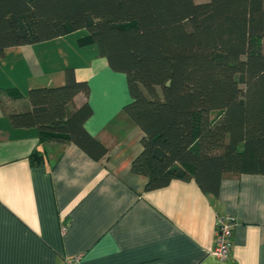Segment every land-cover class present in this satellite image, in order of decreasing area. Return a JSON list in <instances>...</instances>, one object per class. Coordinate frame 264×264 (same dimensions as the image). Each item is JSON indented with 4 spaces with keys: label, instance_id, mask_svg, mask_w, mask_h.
<instances>
[{
    "label": "crops",
    "instance_id": "1",
    "mask_svg": "<svg viewBox=\"0 0 264 264\" xmlns=\"http://www.w3.org/2000/svg\"><path fill=\"white\" fill-rule=\"evenodd\" d=\"M74 34L64 52H54L53 42ZM74 34L0 57V264L76 257L80 264H264V174L224 175L217 193L183 179L148 189L147 176L132 169L144 132L124 110L132 100L127 76ZM67 68L89 82L75 105L93 109L85 127L108 149L100 160L10 119L28 102L8 89L26 96L34 87L62 85ZM227 214L237 225L221 260L212 251L218 219Z\"/></svg>",
    "mask_w": 264,
    "mask_h": 264
},
{
    "label": "trees",
    "instance_id": "2",
    "mask_svg": "<svg viewBox=\"0 0 264 264\" xmlns=\"http://www.w3.org/2000/svg\"><path fill=\"white\" fill-rule=\"evenodd\" d=\"M77 32L127 76L124 110L144 132L132 169L148 189L183 179L217 193L224 175L264 174V0H0V57ZM80 92L73 68L62 85L8 89L28 102L10 119L100 160Z\"/></svg>",
    "mask_w": 264,
    "mask_h": 264
},
{
    "label": "built area",
    "instance_id": "3",
    "mask_svg": "<svg viewBox=\"0 0 264 264\" xmlns=\"http://www.w3.org/2000/svg\"><path fill=\"white\" fill-rule=\"evenodd\" d=\"M237 225V218L234 215L220 216L216 227V245L212 254L221 260L229 257L232 247V236L235 226ZM67 264H80V258L76 257L67 262Z\"/></svg>",
    "mask_w": 264,
    "mask_h": 264
},
{
    "label": "rangeland",
    "instance_id": "4",
    "mask_svg": "<svg viewBox=\"0 0 264 264\" xmlns=\"http://www.w3.org/2000/svg\"><path fill=\"white\" fill-rule=\"evenodd\" d=\"M196 1L197 2H205V1H208V0H196ZM75 36H78V34H76V35L74 34L71 37H68V38H66L64 40H60V41L58 40L57 42H53L54 45H58V46H55L56 48H54L55 49L54 52L56 50L59 52V54H60V52H64V47L62 46V44H69V42H71V39H74ZM48 47H50V46H48ZM49 52L52 53L51 50H49Z\"/></svg>",
    "mask_w": 264,
    "mask_h": 264
}]
</instances>
